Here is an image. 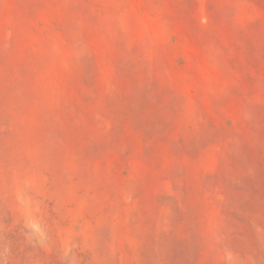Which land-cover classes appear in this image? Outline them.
<instances>
[{"label":"rangeland","instance_id":"rangeland-1","mask_svg":"<svg viewBox=\"0 0 264 264\" xmlns=\"http://www.w3.org/2000/svg\"><path fill=\"white\" fill-rule=\"evenodd\" d=\"M0 264H264V0H0Z\"/></svg>","mask_w":264,"mask_h":264}]
</instances>
